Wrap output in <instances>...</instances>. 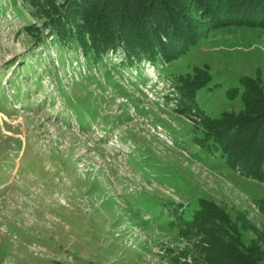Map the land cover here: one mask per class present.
I'll return each mask as SVG.
<instances>
[{
  "label": "rangeland",
  "instance_id": "374dc122",
  "mask_svg": "<svg viewBox=\"0 0 264 264\" xmlns=\"http://www.w3.org/2000/svg\"><path fill=\"white\" fill-rule=\"evenodd\" d=\"M169 1L193 15L153 18L149 57L122 0H0V264H208L211 219L264 237V181L213 137L264 93L262 10Z\"/></svg>",
  "mask_w": 264,
  "mask_h": 264
},
{
  "label": "trees",
  "instance_id": "16d2710c",
  "mask_svg": "<svg viewBox=\"0 0 264 264\" xmlns=\"http://www.w3.org/2000/svg\"><path fill=\"white\" fill-rule=\"evenodd\" d=\"M71 1L76 3V5H73L74 9L79 11L81 16L89 15L91 17V14H89L90 11H88L87 8H80L78 5L81 1L90 3L92 0ZM202 1L206 2V0ZM222 1L223 0H209L210 7H212L214 12L218 13V11L221 10ZM232 1L233 2L229 3L230 6L238 2H240L237 4L238 6L241 5V3H247V6L252 9V12L256 13V15L260 9L262 10V15H264V4L259 6V3L264 0H255L254 2L253 0ZM138 2L137 0H122L116 12L118 15L112 13L111 17L114 22L111 21V24L113 25L115 21H117V30L120 29L122 23L126 22V20L124 21L126 15L129 16L130 26L135 25L138 21L145 23V25L147 24L149 31L153 30L154 35L151 37L155 40L154 47L153 43L150 41L146 44H139L140 49L144 50L147 56L151 54L148 52L156 50V44L160 45L159 34L151 27L153 18L159 20L160 27L167 28L168 32L176 33L179 32L176 25L177 21L181 20L183 24L187 25L185 19H190L193 15L184 11L186 10V6L178 2L158 0L157 4L154 0H148L145 5L142 4L141 1ZM92 7L96 6L93 5ZM102 8L104 7L101 6V15L104 14ZM218 14L221 15L220 13ZM80 15L77 14L78 17ZM248 19H246V21H250V19ZM221 20L224 21L225 18L221 17ZM261 22L262 20H259V23ZM94 23L97 25V21H94ZM180 32L182 33V31ZM136 33L137 35L143 34L142 32ZM170 37L171 36H169V38ZM112 45H114V43ZM150 45L152 47H150ZM244 85L245 92L243 96L247 102V108L245 110L246 115L241 114L242 116L236 115L232 117L224 126L217 128L216 130L218 131L214 130L213 137H218L219 140H221L220 136L223 138L222 145H224L225 152L229 155L228 161L231 165H238L246 175L264 181V93L259 90L254 92L246 81H244ZM211 222L212 226L208 221H204V227L205 225L208 227L205 232V236L209 241L208 246L205 248L208 264H264V237L260 240H253L249 246L242 242L240 236L234 232V227L228 225L230 224L228 221L223 219H211Z\"/></svg>",
  "mask_w": 264,
  "mask_h": 264
}]
</instances>
